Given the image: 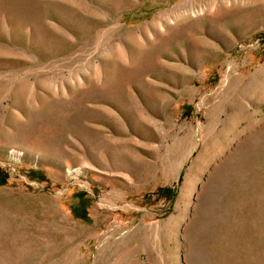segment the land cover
<instances>
[{
  "label": "rangeland",
  "instance_id": "obj_1",
  "mask_svg": "<svg viewBox=\"0 0 264 264\" xmlns=\"http://www.w3.org/2000/svg\"><path fill=\"white\" fill-rule=\"evenodd\" d=\"M0 264H264V0H0Z\"/></svg>",
  "mask_w": 264,
  "mask_h": 264
},
{
  "label": "bare ground",
  "instance_id": "obj_2",
  "mask_svg": "<svg viewBox=\"0 0 264 264\" xmlns=\"http://www.w3.org/2000/svg\"><path fill=\"white\" fill-rule=\"evenodd\" d=\"M17 225V224H16Z\"/></svg>",
  "mask_w": 264,
  "mask_h": 264
}]
</instances>
